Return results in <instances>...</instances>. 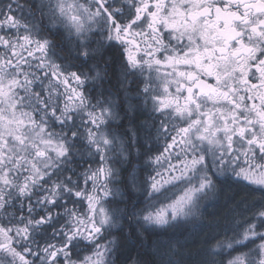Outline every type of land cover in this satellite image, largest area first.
Returning <instances> with one entry per match:
<instances>
[{
	"label": "snow or ice",
	"instance_id": "1",
	"mask_svg": "<svg viewBox=\"0 0 264 264\" xmlns=\"http://www.w3.org/2000/svg\"><path fill=\"white\" fill-rule=\"evenodd\" d=\"M0 264H264V0H0Z\"/></svg>",
	"mask_w": 264,
	"mask_h": 264
},
{
	"label": "rangeland",
	"instance_id": "2",
	"mask_svg": "<svg viewBox=\"0 0 264 264\" xmlns=\"http://www.w3.org/2000/svg\"><path fill=\"white\" fill-rule=\"evenodd\" d=\"M146 116H147V113H144L142 116L140 115L139 119L143 120V119L146 118ZM159 146H160L161 148L163 147L162 142H161V144H160ZM144 175H147V172H145ZM158 239H159V240H163V239H166V237H164V236H160V237L153 236V238H152L153 241H156V240H158ZM193 239H196V238L193 237ZM198 239L202 240V239H203V234H202ZM196 247H199V244H193V245H192V249H193V250H195Z\"/></svg>",
	"mask_w": 264,
	"mask_h": 264
},
{
	"label": "trees",
	"instance_id": "3",
	"mask_svg": "<svg viewBox=\"0 0 264 264\" xmlns=\"http://www.w3.org/2000/svg\"><path fill=\"white\" fill-rule=\"evenodd\" d=\"M153 237H151V239H152Z\"/></svg>",
	"mask_w": 264,
	"mask_h": 264
},
{
	"label": "flooded vegetation",
	"instance_id": "4",
	"mask_svg": "<svg viewBox=\"0 0 264 264\" xmlns=\"http://www.w3.org/2000/svg\"><path fill=\"white\" fill-rule=\"evenodd\" d=\"M142 116V115H141Z\"/></svg>",
	"mask_w": 264,
	"mask_h": 264
}]
</instances>
